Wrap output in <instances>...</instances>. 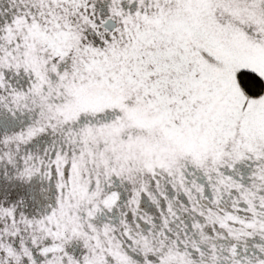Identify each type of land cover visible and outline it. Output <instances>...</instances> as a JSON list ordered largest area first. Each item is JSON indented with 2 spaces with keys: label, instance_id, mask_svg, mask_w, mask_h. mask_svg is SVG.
<instances>
[{
  "label": "snow or ice",
  "instance_id": "obj_1",
  "mask_svg": "<svg viewBox=\"0 0 264 264\" xmlns=\"http://www.w3.org/2000/svg\"><path fill=\"white\" fill-rule=\"evenodd\" d=\"M0 264H264V0H0Z\"/></svg>",
  "mask_w": 264,
  "mask_h": 264
}]
</instances>
